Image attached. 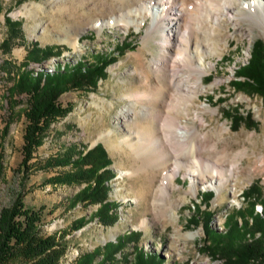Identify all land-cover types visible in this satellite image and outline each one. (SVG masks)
<instances>
[{"label":"rangeland","instance_id":"obj_1","mask_svg":"<svg viewBox=\"0 0 264 264\" xmlns=\"http://www.w3.org/2000/svg\"><path fill=\"white\" fill-rule=\"evenodd\" d=\"M118 2L0 0V43L7 39L5 44H0V129L6 126L0 149V209L20 196L26 206L40 210V233L63 236L57 247L61 252L60 264H70L83 252L116 239L124 240L120 243L122 248L115 253V261L107 264H130L137 249L157 256L159 264H223L205 248L207 242L201 227L204 212H211L209 227L222 233L226 216L246 205L241 194L252 182L256 181L264 198V102L260 94L250 89H235L230 82L235 78L236 67L246 62L252 41L264 39V21L242 8L234 24L220 27L216 39L227 35L228 41L205 55L212 65L207 66L202 76L205 84L216 83L198 93L190 105L192 113L197 111L206 120L202 128L189 134V140L201 137L207 146L200 148L195 158L184 153V148L181 152L180 146L172 148L164 143L169 165L180 163L167 198L159 190L156 192L161 175L154 173L151 177V169L140 168L133 153L121 142L127 134L135 142L136 127L118 118L120 109L131 101L128 95L149 89L146 71L160 53L159 34L152 32L146 37L150 19L143 20L138 28L133 25L127 29L117 25L94 28L95 20L117 15L119 10H112ZM125 11L119 12L123 15ZM121 41L129 46L119 50L115 45ZM32 43L52 47L46 57L27 63L26 67L32 69L50 70L56 64L80 59L90 62L99 57L96 54L112 53L113 61L105 66L104 77L98 78L95 87L69 89L59 95L61 105L69 102L71 108L49 123L41 144L22 163L20 147L25 118L21 112L25 96L10 97L6 91L12 82V65L22 61ZM151 79L155 77L151 75ZM229 113L241 116L248 113L251 121L233 123ZM187 121L190 128L197 126L195 121ZM221 122L228 126V131L214 134L215 126ZM106 130L112 131L100 137ZM97 142L109 160L105 165L109 170L108 189L102 200L113 203L109 219L95 215L99 202L68 204L83 183L52 185L47 181L48 176L68 169L69 164H44L47 157L64 154L76 157V153ZM223 150L229 153L228 157H220ZM197 159L234 164L237 179L219 187L197 184L194 191L184 173ZM123 171L127 173L122 174ZM208 190L212 196L205 200L202 197ZM197 208L202 211H198L194 221L187 222L196 215ZM253 210L260 212L257 201ZM79 218H83L81 227L71 230L69 226ZM192 233L193 237L189 236ZM6 264L23 263L16 257Z\"/></svg>","mask_w":264,"mask_h":264},{"label":"trees","instance_id":"obj_2","mask_svg":"<svg viewBox=\"0 0 264 264\" xmlns=\"http://www.w3.org/2000/svg\"><path fill=\"white\" fill-rule=\"evenodd\" d=\"M6 40H2L0 44H5ZM115 46L120 50L129 46V43L121 41ZM51 51V46L39 47L32 43L22 61L12 65V82L6 93L10 97L23 94L26 101L21 112L25 118L20 147L22 163L28 161L33 150L41 144L49 123L65 115L71 108L69 102L61 105L59 95L69 89L95 87L98 78L104 77L105 66L113 61V54L110 53L107 56L96 54L99 57L90 62L81 59L73 63L63 62L50 70L26 67L29 61L37 62ZM234 75L235 78L230 79V82L235 89H250L260 94L264 102V39L255 38L252 41L246 62L236 67ZM229 117L233 123L243 120L246 124L251 121L248 113L244 116L229 113ZM5 132L6 126L0 129V149ZM44 161L45 166L69 164L68 169L48 176L47 181L52 185L83 183L70 198L69 205L78 201L99 202L95 215L99 219L111 217L113 203L102 202L108 189L106 172L109 170L105 165L109 160L99 142L83 152L79 151L76 157L64 154L47 157ZM241 195L246 205L226 216L222 233L209 227L211 212H204L206 216L201 222V227L207 242L205 248L212 257L218 258L223 264H264V198L260 195L256 181L245 188ZM210 196L212 191L208 190L202 198L206 200ZM256 201L260 205V212L253 210ZM198 211L202 210L197 208L196 215L190 216L187 222L194 221ZM40 221V210L26 206L20 196H17L11 205L0 209V264H6L16 257L20 258L23 264H60L61 252L57 247L63 236L59 238V235L40 233ZM82 223L83 218L76 219L69 228L78 229ZM123 241L116 239L83 252L70 264L113 262L115 253L122 248L120 243ZM133 253V261L130 264H159L155 255H148L138 249Z\"/></svg>","mask_w":264,"mask_h":264},{"label":"bare ground","instance_id":"obj_3","mask_svg":"<svg viewBox=\"0 0 264 264\" xmlns=\"http://www.w3.org/2000/svg\"><path fill=\"white\" fill-rule=\"evenodd\" d=\"M118 1L112 12L126 9L124 14L118 11L116 16L95 20L93 27L98 30L104 25H117L122 29L133 25L138 28L143 20L150 19L146 37L149 38L152 32L159 34L157 43L160 50L146 71L149 89L128 95L130 103L120 109L118 118L136 127V141L127 134L121 142L133 153L140 168L151 169V177L154 173L161 175L156 192L159 190L169 198L168 190L173 188V177L179 171L180 163L176 161L172 166L169 165V152L164 143L172 148L180 146L181 152L184 148V153L195 158L197 151L207 146L204 135V141L201 137L189 140V134L202 128L206 120L197 111L192 113L190 105L194 104V97L198 93L216 83L205 84L202 81L207 66L211 64L205 55L226 45L227 35L219 39H216V35L223 24L237 21L242 8H247L256 19L264 21V0ZM151 75L155 80L151 79ZM187 119L195 121L197 126L190 128ZM111 131L106 130L100 137H105ZM227 131L228 126L223 122L214 128V134ZM228 156L229 153L223 150L220 157ZM194 163L184 173L190 181V189L194 191L197 184L219 187L224 182L237 179L234 164L228 166L221 161L198 159ZM193 235L189 234L191 237Z\"/></svg>","mask_w":264,"mask_h":264}]
</instances>
